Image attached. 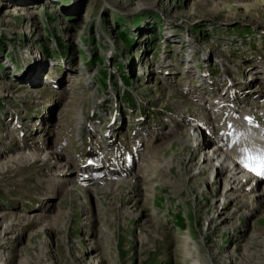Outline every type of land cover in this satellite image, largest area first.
Here are the masks:
<instances>
[{
  "label": "rangeland",
  "instance_id": "374dc122",
  "mask_svg": "<svg viewBox=\"0 0 264 264\" xmlns=\"http://www.w3.org/2000/svg\"><path fill=\"white\" fill-rule=\"evenodd\" d=\"M260 93L264 0H0V264H264V187L215 208L187 123Z\"/></svg>",
  "mask_w": 264,
  "mask_h": 264
},
{
  "label": "bare ground",
  "instance_id": "6f19581e",
  "mask_svg": "<svg viewBox=\"0 0 264 264\" xmlns=\"http://www.w3.org/2000/svg\"><path fill=\"white\" fill-rule=\"evenodd\" d=\"M256 79L257 78H254V80ZM236 83H238L236 80L233 81L231 79L228 83V89L235 86ZM248 90L250 91V89ZM227 91L223 93L222 97L226 96ZM256 95H258L255 96L257 97V102L254 101V106L256 105L259 110H262L261 119L258 114L253 113L255 110L253 106L243 110L241 113L232 110L231 115L228 117L229 128L222 142L218 143V139L212 136L210 137L208 132L210 126H216V120L213 116H210L207 122L197 118L187 120V123L194 126L193 140H196L198 144L196 145V149L200 150L201 146H206L203 148L206 151L201 160V165H204L201 169V173L210 170L212 177L209 183L211 185L220 182V179L224 181V189L222 193H220V196L217 197V201L213 203V206L219 208L220 211L224 210L223 208L228 207L232 202L238 203L239 207L242 208L241 205L244 201L240 196L242 193L240 194L239 192L249 191V193L255 197L256 184L259 183L264 187V175H258L257 171L252 170L264 164V93ZM217 103L221 104L222 101ZM219 104H216V106ZM214 108L215 107H213L212 110L218 109ZM255 121H258L260 125L258 126ZM216 145H219V147ZM224 155L226 157H224ZM93 160L95 161L93 167L96 169L103 163L100 156L94 157ZM202 162L205 164H202ZM89 176H91V174ZM93 178L96 179V183L101 181L97 175L95 177L93 176ZM127 181L126 184L133 183ZM105 182L104 184H106ZM113 184H107L102 190L107 191V193L112 191L115 186ZM172 187L174 188L173 191H175V187L173 185ZM91 188H94L93 185ZM243 194L245 193L243 192ZM259 200L264 203V194L260 196ZM230 218L231 217L227 216L222 223L225 224ZM253 241L254 237L251 239V242ZM257 256H260V254L257 253Z\"/></svg>",
  "mask_w": 264,
  "mask_h": 264
},
{
  "label": "snow or ice",
  "instance_id": "6c2138e0",
  "mask_svg": "<svg viewBox=\"0 0 264 264\" xmlns=\"http://www.w3.org/2000/svg\"><path fill=\"white\" fill-rule=\"evenodd\" d=\"M252 170L257 171L258 175H264V164H261L258 166V168H253Z\"/></svg>",
  "mask_w": 264,
  "mask_h": 264
}]
</instances>
